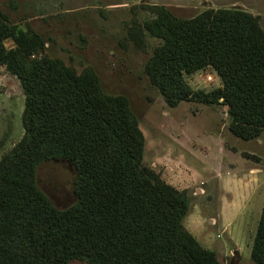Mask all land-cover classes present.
I'll list each match as a JSON object with an SVG mask.
<instances>
[{
  "label": "trees",
  "instance_id": "16d2710c",
  "mask_svg": "<svg viewBox=\"0 0 264 264\" xmlns=\"http://www.w3.org/2000/svg\"><path fill=\"white\" fill-rule=\"evenodd\" d=\"M146 30L163 39L146 64L166 102L227 106L231 132L264 131V37L249 14L209 9L178 17L155 5ZM8 32V31H7ZM0 39V65L21 83V141L0 159V264H220L186 230L183 191L142 165L143 136L127 103L102 94L93 75L77 76L43 53L35 34ZM211 68L221 86L192 89L185 75ZM76 168V201L56 207L36 183L38 163ZM264 264V201L251 249Z\"/></svg>",
  "mask_w": 264,
  "mask_h": 264
},
{
  "label": "rangeland",
  "instance_id": "374dc122",
  "mask_svg": "<svg viewBox=\"0 0 264 264\" xmlns=\"http://www.w3.org/2000/svg\"><path fill=\"white\" fill-rule=\"evenodd\" d=\"M155 5L178 17L241 10L264 37V0H0V39L9 48L15 45L11 30L34 33L45 55L77 76L93 75L103 95L122 98L143 136L142 165L186 195V230L220 264H257L251 249L264 201V131L250 139L235 136L221 102H166L146 72L163 43L144 26L155 17ZM184 77L192 89L221 86L209 67ZM24 103L19 78L1 64L0 159L23 137ZM75 178L67 159L36 167L37 186L58 208L75 203Z\"/></svg>",
  "mask_w": 264,
  "mask_h": 264
},
{
  "label": "built area",
  "instance_id": "2783aa9c",
  "mask_svg": "<svg viewBox=\"0 0 264 264\" xmlns=\"http://www.w3.org/2000/svg\"><path fill=\"white\" fill-rule=\"evenodd\" d=\"M208 78H210V76H208Z\"/></svg>",
  "mask_w": 264,
  "mask_h": 264
}]
</instances>
